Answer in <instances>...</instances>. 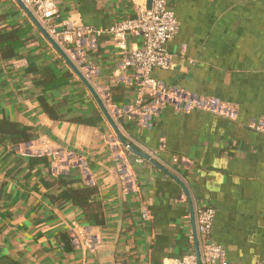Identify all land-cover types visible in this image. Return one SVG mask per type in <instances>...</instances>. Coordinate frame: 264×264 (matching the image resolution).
<instances>
[{"label":"crops","instance_id":"1","mask_svg":"<svg viewBox=\"0 0 264 264\" xmlns=\"http://www.w3.org/2000/svg\"><path fill=\"white\" fill-rule=\"evenodd\" d=\"M54 1L58 20L98 29L151 4ZM169 1L179 23L167 43L172 68L154 70L153 78L237 107L235 121L165 108L148 129L119 128L128 145L182 185L118 141L63 57L15 0H0V264H100L109 250L113 264H168L194 250L191 211L204 204L214 209L211 238L228 264H264V132L248 128L264 119V0ZM96 44L86 50L94 71L88 75L108 85L115 106L131 102L134 89L121 82L112 37ZM128 45L141 41L131 37ZM4 48L14 55L2 59ZM55 148L85 158L103 227L90 225L70 203V192L86 186L79 169L51 174L48 153ZM117 153L131 165L130 191L122 189ZM75 229L93 250L73 246ZM63 234L71 249L59 240Z\"/></svg>","mask_w":264,"mask_h":264},{"label":"built area","instance_id":"2","mask_svg":"<svg viewBox=\"0 0 264 264\" xmlns=\"http://www.w3.org/2000/svg\"><path fill=\"white\" fill-rule=\"evenodd\" d=\"M20 1L72 65L85 77L118 129L131 123L138 129H148L152 126L153 119L165 108L180 115L198 111L230 121L236 120L237 107L234 104L195 94L176 84L168 85L153 78L154 70L169 71L172 68L167 43L177 35L179 23L169 0H151L150 7L145 3L139 5L133 16L125 17L106 29L87 25L74 26L67 21L58 20L54 0ZM105 34L112 37L114 49L120 56L119 67L123 72L121 82L134 89L131 102L121 106L113 104L108 85L101 83L97 75H88L94 71L91 66L86 65V50L95 49L97 39ZM131 37L140 39L141 46L129 47L128 40ZM248 128L264 132V119L250 122ZM48 156L53 176L60 177L67 174L71 168H78L85 185H95L82 155L67 149L55 148ZM115 157L121 161L117 173L122 189L124 191L134 189L131 165L125 158L120 157L119 153ZM193 214L197 252L192 250L181 259H173L168 264H228L224 248L211 238L214 209L206 204L195 205ZM148 219L144 213L142 220ZM70 235L73 246L81 244L88 249H94V244L82 239L80 230H71Z\"/></svg>","mask_w":264,"mask_h":264},{"label":"water","instance_id":"3","mask_svg":"<svg viewBox=\"0 0 264 264\" xmlns=\"http://www.w3.org/2000/svg\"><path fill=\"white\" fill-rule=\"evenodd\" d=\"M15 2L20 6V8L27 14V16L31 19V21L35 24V26L41 31V33L44 35V37L49 41V43L55 48V50L63 57V59L67 62V64L71 67V69L74 71V73L80 78V80L85 84V86L89 89L90 93L92 94V96L94 97L96 103L98 104V106L100 107L101 111L103 112V114L105 115L108 123L110 124L111 128L113 129L114 133L116 134L118 141L124 145L126 147V149L128 151H130L131 153H133L134 155L141 157L142 159L148 161L149 163H151L153 166H155L156 168H158L159 170H161L162 172L168 174L170 177H172L175 181H177V183H179L180 185H182L181 181H179V179L175 178L173 175H171L166 169H164L162 166L159 165V163H157L155 160L151 159L147 154L141 153L139 151H137L136 149H134L133 147H131L130 145H128L125 141V139L122 137L118 127L116 126V124L113 122V120L111 119V117L109 116L106 108L104 107V105L101 103V101L99 100V98L97 97L96 93L93 91L92 87L90 86V84L88 83V81L85 79V77L78 71V69L72 65V63L69 61L68 57L64 54V52L56 45V43L45 33V31L41 28V26L39 25V23L34 19V17L31 15V13L28 11V9L23 5V3L20 0H15ZM121 189V188H120ZM191 219L192 222H194V216H193V212L191 211ZM193 235L194 237L196 236L195 233V229L193 227ZM194 250L197 252V245L196 242L194 243ZM100 253V251H98ZM102 253V251H101ZM100 253V255H101ZM105 257V261L101 262L100 264H113V256H114V251L113 250H109V251H104L103 253Z\"/></svg>","mask_w":264,"mask_h":264},{"label":"trees","instance_id":"4","mask_svg":"<svg viewBox=\"0 0 264 264\" xmlns=\"http://www.w3.org/2000/svg\"><path fill=\"white\" fill-rule=\"evenodd\" d=\"M14 54L12 50L4 48L2 50V59H9ZM44 107V106H42ZM51 117H54L51 113H49ZM128 126H135L134 124L125 125L124 128L128 130ZM99 192L96 185L83 186L78 189H73L69 194L70 203L79 208L86 221L95 227H103L105 225L106 219L104 216L103 205L98 198ZM59 240L63 242V245L67 249H71V245L69 243V238L67 235H61Z\"/></svg>","mask_w":264,"mask_h":264}]
</instances>
